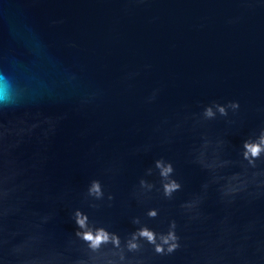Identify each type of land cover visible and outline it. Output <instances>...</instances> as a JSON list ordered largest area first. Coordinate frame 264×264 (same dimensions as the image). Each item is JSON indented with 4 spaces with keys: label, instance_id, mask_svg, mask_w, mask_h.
I'll use <instances>...</instances> for the list:
<instances>
[{
    "label": "water",
    "instance_id": "water-1",
    "mask_svg": "<svg viewBox=\"0 0 264 264\" xmlns=\"http://www.w3.org/2000/svg\"><path fill=\"white\" fill-rule=\"evenodd\" d=\"M0 73L15 98L0 107L5 264H91L76 209L122 236L134 216L174 218L181 247L149 246L145 264H264V153L243 160L264 129V0H0ZM231 99L236 112L200 115ZM160 156L183 185L171 200L139 188H159Z\"/></svg>",
    "mask_w": 264,
    "mask_h": 264
},
{
    "label": "clouds",
    "instance_id": "clouds-1",
    "mask_svg": "<svg viewBox=\"0 0 264 264\" xmlns=\"http://www.w3.org/2000/svg\"><path fill=\"white\" fill-rule=\"evenodd\" d=\"M0 78L8 81L4 73H0ZM155 91L149 100L155 98ZM14 94L5 97H0V107L9 108L14 106ZM241 107L239 99H231L225 102L213 101L202 106L200 115L211 120L219 112L222 116H227L229 110L236 112ZM264 153V129H261L258 135L249 136L243 141V160L253 168L257 165V160ZM155 168L158 169L159 188L155 182L148 181L141 177L139 179V188L144 192H151L153 189L165 199H173L174 194L182 190V182L175 173L174 163L171 159H165L160 156L155 159ZM227 163V161H225ZM151 173V169L148 170ZM239 175L235 173L234 176ZM235 190V189H233ZM88 193L102 199L104 195V186L100 179L93 178L88 184ZM112 199L111 194L109 200ZM195 206V201H185L181 207L186 210H191ZM160 209L156 206H149L146 209V215L149 217H157ZM76 222L79 227L76 230V237L82 242L83 246L95 253V256L90 257L91 264H145V259L142 253L150 246L151 252L164 256L176 252L181 247V237L177 232V222L174 218L169 219L166 230H157L149 227L147 224L140 222L139 216H134L132 223L135 227L121 235L118 231H110L104 227H88L86 225V214L80 209L75 212ZM110 245L111 247L104 248L102 246ZM0 264H5V261L0 258ZM29 264H36L35 261ZM75 264H89L88 260H78Z\"/></svg>",
    "mask_w": 264,
    "mask_h": 264
}]
</instances>
